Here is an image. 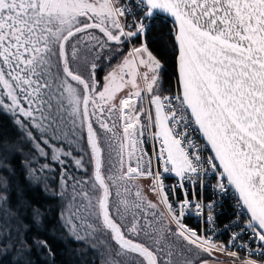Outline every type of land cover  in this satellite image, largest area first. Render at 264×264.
Segmentation results:
<instances>
[{
  "label": "snow or ice",
  "instance_id": "1",
  "mask_svg": "<svg viewBox=\"0 0 264 264\" xmlns=\"http://www.w3.org/2000/svg\"><path fill=\"white\" fill-rule=\"evenodd\" d=\"M150 36L166 50L154 54ZM118 54L101 85L100 62ZM0 116L30 146L26 185L59 204L90 264H209L216 253L264 264V0H0ZM145 133L159 142L151 152ZM18 151L0 139V264L51 254L29 238L43 217L24 219Z\"/></svg>",
  "mask_w": 264,
  "mask_h": 264
},
{
  "label": "trees",
  "instance_id": "2",
  "mask_svg": "<svg viewBox=\"0 0 264 264\" xmlns=\"http://www.w3.org/2000/svg\"><path fill=\"white\" fill-rule=\"evenodd\" d=\"M162 39L150 36L148 38L149 49L157 53V50L165 51ZM139 46V44H137ZM170 59V57H169ZM165 81L174 84V68L171 63L168 66V75ZM0 139L14 141L17 148L22 151L16 152L14 157H9L11 165L15 169L13 183L19 185L25 196V201L30 204L27 208L24 219L31 222L33 209H39L43 217L42 223L34 225L29 232V238H39L47 240L51 254L47 250L33 248L32 264H90L93 260V254L90 250L78 243L62 226V221L57 215L59 204L51 199L50 193L43 190L42 186L35 184L26 185L24 180V162L23 158L27 157L30 152V146L20 138L16 128L7 117L0 116ZM99 260L98 257H95Z\"/></svg>",
  "mask_w": 264,
  "mask_h": 264
},
{
  "label": "built area",
  "instance_id": "3",
  "mask_svg": "<svg viewBox=\"0 0 264 264\" xmlns=\"http://www.w3.org/2000/svg\"><path fill=\"white\" fill-rule=\"evenodd\" d=\"M137 44H140L139 41L135 42L134 44H127L126 47L127 49L130 51L133 47H137ZM147 102L145 101V104ZM144 139H149V144L147 145H141V147H145L148 148L149 151H153L156 148L159 147V142L157 141H151L150 140V133H145V137ZM134 159V158H133ZM140 179H145L148 180L147 178H143L141 177ZM175 183V180L173 178H169L165 180V185H171ZM232 202L231 200H228L227 202H223V207L222 208H217V212L220 213V217L217 220V225H218V230L216 231V233L213 235V239L216 240L218 243L219 242H224L228 240V233L226 231H224V225L226 223H228V218L232 215ZM185 222L188 224L189 227L192 228H197L199 227L201 230H203V222H202V218H198L196 216H186L185 217ZM231 250L233 251H237L239 256H244L245 252L242 250H238L237 248L233 247ZM215 257L217 258V260H219L222 264H230V261L232 258L226 256V255H221L219 253L215 254Z\"/></svg>",
  "mask_w": 264,
  "mask_h": 264
},
{
  "label": "rangeland",
  "instance_id": "4",
  "mask_svg": "<svg viewBox=\"0 0 264 264\" xmlns=\"http://www.w3.org/2000/svg\"><path fill=\"white\" fill-rule=\"evenodd\" d=\"M90 31L93 32V33H95V34H97V35H102L101 33H99V29H91ZM128 51H129V50L127 49V47L124 46V48H123V52H124V54H126ZM123 59H124V56H123V55H119V54L116 55L115 58L113 59V61H112L110 67L107 66V65L109 64V61H108L107 59H105V60H103V61L100 62L101 65L103 66V71H100L99 69L97 70V73H98V74H97V79L100 80L101 85L104 83V77H106L107 74H108L110 71H112L114 68H116L117 65L121 64L122 61H123ZM125 71H127V69H125ZM127 91H128V89L126 88V89L124 90V92L120 93L119 95L122 96L123 94L127 93ZM99 103L103 104L102 101L99 102ZM105 107H106V106H105ZM90 111H91V108H90ZM115 119H116V117H115V115H114V116H113V120H115ZM117 139H119V137H118ZM125 155H126V154H125ZM133 183H134V184L142 185L145 191H147L148 186H149V181H148V180L140 179V178H139L138 180L134 181ZM71 236H72V235H71ZM98 259H99V257H98ZM208 259H209V264H217V261H219V260H217L216 257H215V259H213V258H211V257H208ZM219 264H222V263L219 261Z\"/></svg>",
  "mask_w": 264,
  "mask_h": 264
},
{
  "label": "crops",
  "instance_id": "5",
  "mask_svg": "<svg viewBox=\"0 0 264 264\" xmlns=\"http://www.w3.org/2000/svg\"><path fill=\"white\" fill-rule=\"evenodd\" d=\"M123 95H125V94H123ZM123 95H122V96H123Z\"/></svg>",
  "mask_w": 264,
  "mask_h": 264
}]
</instances>
